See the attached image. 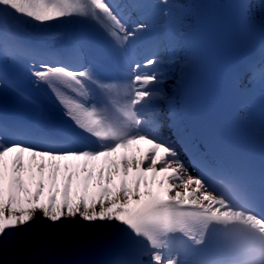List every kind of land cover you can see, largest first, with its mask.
<instances>
[{
    "label": "snow or ice",
    "instance_id": "snow-or-ice-1",
    "mask_svg": "<svg viewBox=\"0 0 264 264\" xmlns=\"http://www.w3.org/2000/svg\"><path fill=\"white\" fill-rule=\"evenodd\" d=\"M121 8L113 0H0V13L39 23L86 18L127 54L145 26L129 28ZM153 63L156 60L149 59L144 66ZM129 66L134 81L131 98L115 112L103 101L82 99L89 81L109 87L83 64L53 58V63L33 70L38 82L55 87L59 81L78 93L62 101L65 115L80 130L110 143L98 149L60 151L0 144V237L5 241L14 235L11 229L29 223L37 211L54 223L79 215L88 222L115 221L118 238L138 244L141 255L148 257L141 264H190L187 257L205 244L212 225L245 222L229 203L213 194L206 179L187 174L174 148L134 131L142 124L137 105L140 111L146 106L154 93L148 85L157 83V75L141 73L140 64ZM141 144L149 147L141 148ZM247 223L264 240V217L252 214ZM224 239L220 235L217 242ZM243 243L253 254L254 242L245 239Z\"/></svg>",
    "mask_w": 264,
    "mask_h": 264
},
{
    "label": "bare ground",
    "instance_id": "bare-ground-1",
    "mask_svg": "<svg viewBox=\"0 0 264 264\" xmlns=\"http://www.w3.org/2000/svg\"><path fill=\"white\" fill-rule=\"evenodd\" d=\"M189 1L192 3V6L194 7V2L192 0H175L176 3H179L178 9H176L173 14H175V19L170 21L169 25H176L177 28L180 27L183 31L188 30L192 27V16H191V10L188 8ZM183 8L185 10H183ZM147 8L143 6L141 11L146 10ZM170 15L169 12L165 13L164 15H160L158 18H153L145 20L146 27H144L143 31L140 34H152L157 32L156 27L160 26L164 23V21L167 20L168 16ZM138 16V14L136 15ZM252 18L257 19L258 21H264V18L259 15L257 12H252ZM143 19H139L137 21H142ZM136 24V21H134V24ZM129 28L132 27L130 22H128ZM201 59V55L197 49L192 50L187 55H181L177 57L176 59L167 60L164 61V57H160L159 60L154 63V66H157L159 72L157 75V83L159 85V90L157 92H154L151 97L145 102V105L148 106L149 111V117H147L146 121L142 120L141 127H150V119H153L154 121L159 120L163 116L166 110L170 107L169 101H164L165 98H173L174 92V86L172 83L174 81H170V76L182 75L184 71L189 70L192 67H195L199 64ZM164 63H162V61ZM171 64L168 66V64ZM176 64V65H174ZM151 67V68H152ZM151 68H146L144 71H149ZM155 84V85H156ZM153 84H149L148 88L153 89L155 87ZM141 105H137V107H140ZM145 106V107H146ZM152 114V115H150ZM160 131V129H159ZM163 134H165V137H168L166 134V124L163 125V129L161 131ZM40 134V133H39ZM154 138V137H153ZM144 145V144H143ZM142 144L139 146L141 148H144ZM147 149V148H146ZM131 154V153H129ZM187 174L194 176L191 171L188 169L187 166H184ZM211 190V187H210ZM212 191V190H211ZM214 194V193H213ZM215 195V194H214ZM220 199V197H217ZM35 218L36 224L38 226L37 230V237L36 239H33L30 235V228L31 224L33 223V219ZM45 216L42 212L37 211L34 214L33 219L22 226L16 227L19 231H24L27 233L25 241L22 245L18 247H13L11 245L7 246V251L4 257L5 259H2L1 257V248H0V264H7L4 262L9 257H19L15 261H13L11 264H53L56 260H58L62 255L70 254L75 251H77L79 245L81 244V241L76 239V237H68L65 235H54L52 226L46 225L44 229H41L42 225L45 221ZM115 221L111 222V227L108 229L110 230L108 233H111L114 228ZM105 231H102L100 234L95 235H105ZM93 235V236H95ZM84 238V236H82ZM94 238V237H93ZM4 262V263H3Z\"/></svg>",
    "mask_w": 264,
    "mask_h": 264
},
{
    "label": "rangeland",
    "instance_id": "rangeland-1",
    "mask_svg": "<svg viewBox=\"0 0 264 264\" xmlns=\"http://www.w3.org/2000/svg\"><path fill=\"white\" fill-rule=\"evenodd\" d=\"M252 7H253L254 12H257L258 14L264 17V0H255L252 4ZM175 9H176V6H174L171 11H175ZM155 17H157V15ZM172 18H173V15L171 16V19ZM60 21L74 23V24H77L82 27L89 28V29H92L98 32L102 31L99 29L98 26L94 24V22H90L86 18H78V17L62 18L59 20H54L52 22H60ZM15 22L26 23L36 28H43V29H45L47 24L50 23V22H47V23L35 22L34 20H31L26 17H20L18 14H14V13H9V14L0 13V38L3 43H5V41L7 40L8 35H9V29L15 25ZM168 43L170 44L169 49L177 48V41L174 36L170 38ZM85 50L86 49H84V51ZM84 51L82 50V54H83V60L85 61V64H86V60L88 62V55L91 54V52L89 51L84 52ZM101 53H104L102 47H101ZM86 67L88 66L86 65ZM88 68H90V66ZM127 73H128V78L130 79V81L112 84L104 80L103 77L97 72H93L96 79H98L99 81H102L104 85L109 86V87H100L98 85L94 86V93H95L94 103L103 101L112 109L113 112H115V110L119 108L120 106L126 104L131 98L129 93L131 91V85L134 83L132 79V73L131 72H127ZM109 88L111 90H109ZM102 90L105 92V95L111 101L103 100L104 94ZM13 94H14L13 91L9 89L8 87L7 80L0 77V108L7 103V99ZM146 112L147 111H143L140 113L138 109L137 114L140 115L141 117H144L143 114ZM29 115H30L29 119L21 123L20 128L23 129V131L25 132L28 138L29 137L34 138L36 136L39 137V135H36L32 130L37 128L38 119L43 118L42 121L39 123L40 124L39 125L40 135H43L44 127L47 125V116L43 114L42 112H40L37 108H31ZM137 130H138L137 132L141 134H146V135H159L160 134L159 132L157 134V130L155 129H149V128L142 129L141 127H139ZM168 145L174 148V150L177 152L178 154L177 158L180 160V162L184 166L185 165L187 166V164L183 161L180 152L176 149L175 145L170 144L169 142H168ZM44 219L46 222H44L42 225L43 229L45 228L46 225L48 226L51 225L54 235H65L68 237H75V236H85L86 237L94 233H100L103 230H106L111 224L107 221H95V222L84 221L83 219H81L79 215H77L74 218L65 217L55 223L46 217ZM29 231H30L31 237L33 239H36L37 224H36L35 218L33 219V223L31 224V228ZM12 233L14 235L12 237L11 243L16 247L22 245L25 241L27 233L24 231H19L17 229H14ZM4 241L5 240L3 239V237H0L1 248H2L1 253L3 255L6 252V248H7ZM1 258L5 259L6 257H1Z\"/></svg>",
    "mask_w": 264,
    "mask_h": 264
}]
</instances>
